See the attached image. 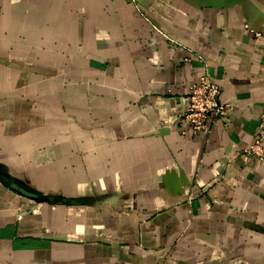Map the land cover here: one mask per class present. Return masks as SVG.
Returning <instances> with one entry per match:
<instances>
[{"label": "crops", "instance_id": "1", "mask_svg": "<svg viewBox=\"0 0 264 264\" xmlns=\"http://www.w3.org/2000/svg\"><path fill=\"white\" fill-rule=\"evenodd\" d=\"M204 73L227 114L164 136ZM263 115L264 0H0V264H264L216 199L264 201Z\"/></svg>", "mask_w": 264, "mask_h": 264}, {"label": "built area", "instance_id": "2", "mask_svg": "<svg viewBox=\"0 0 264 264\" xmlns=\"http://www.w3.org/2000/svg\"><path fill=\"white\" fill-rule=\"evenodd\" d=\"M229 105L221 99V88L208 73L200 75L198 81L189 86L186 95V106L177 113L174 121L164 120L165 124L177 123L179 133L210 132V121L223 118L227 114ZM264 121V115H263ZM249 154L264 155V135L257 136L252 145L245 149ZM256 156V157H257Z\"/></svg>", "mask_w": 264, "mask_h": 264}, {"label": "rangeland", "instance_id": "3", "mask_svg": "<svg viewBox=\"0 0 264 264\" xmlns=\"http://www.w3.org/2000/svg\"><path fill=\"white\" fill-rule=\"evenodd\" d=\"M181 136H184V134L179 133ZM176 140L179 139L178 135L176 133ZM167 140L169 141V139L167 138ZM171 142V141H170ZM264 154V153H263ZM254 155L257 156V154H249L247 152L240 151V155ZM258 160L260 161H264V155L261 156H257ZM228 161H225L222 163V170L224 171V169L229 168L230 165H228ZM227 166V167H226ZM225 175V174H224ZM223 175V176H224ZM222 176L221 179H219V183L223 182V186L226 185V183H229L226 178H224ZM245 182V181H244ZM244 182H239L237 183V185L239 186V188L243 189V191H245V189H247L246 186H244ZM244 183V184H243ZM236 186V184H235ZM242 186V187H241ZM252 188H254V185L251 186ZM254 195H235V196H222L220 199L219 197H216L217 199V203H232L237 205V209L233 210L234 214L237 213L239 214V216H230L235 220H232V226L224 228L222 230L226 231L227 233V237L228 239H232L234 242L237 240H242L244 241L245 244V248H247L246 250H248V255L252 257V255H262V251L261 248L264 245V235L262 233H264V208H258L259 210H252V206L253 204H256L257 206L260 205H264V201L263 200H259L257 198H252ZM255 197V196H254ZM27 200V197H26ZM41 204V203H40ZM42 207V206H41ZM232 208H235V206L233 205ZM248 208V209H247ZM251 209V210H250ZM40 213V212H39ZM248 213V214H247ZM31 219H35V212H31ZM55 213H53L54 215ZM59 214V213H57ZM40 215V214H39ZM62 217L64 218H70V213L63 211L62 213ZM229 218V217H228ZM239 220L238 223H236L235 221ZM188 229H184L183 232H185ZM187 232V231H186ZM187 233H183L180 237L177 238V242L171 246V248H175L174 246H176V244L181 241L182 239L185 238V235ZM237 238V239H235ZM223 240V239H222ZM225 240V238H224ZM227 243H223V245H225ZM264 250V247H263ZM262 256H258V258H256L259 261H263L262 259H259ZM240 258V257H239ZM241 264V263H239Z\"/></svg>", "mask_w": 264, "mask_h": 264}, {"label": "water", "instance_id": "4", "mask_svg": "<svg viewBox=\"0 0 264 264\" xmlns=\"http://www.w3.org/2000/svg\"><path fill=\"white\" fill-rule=\"evenodd\" d=\"M169 129V127H168ZM170 130V129H169ZM168 132V130H167ZM31 199H34L36 202H43V201H47L48 197L47 196H37V197H31Z\"/></svg>", "mask_w": 264, "mask_h": 264}, {"label": "bare ground", "instance_id": "5", "mask_svg": "<svg viewBox=\"0 0 264 264\" xmlns=\"http://www.w3.org/2000/svg\"><path fill=\"white\" fill-rule=\"evenodd\" d=\"M175 129H176V128L174 127V128H172V129H170V131L164 133L163 135L166 136V135L170 134V133H171L173 130H175Z\"/></svg>", "mask_w": 264, "mask_h": 264}]
</instances>
